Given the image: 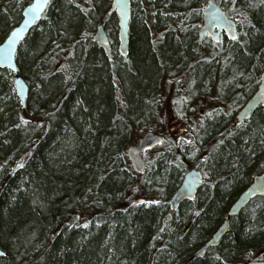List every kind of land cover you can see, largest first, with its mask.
I'll list each match as a JSON object with an SVG mask.
<instances>
[{"label": "trees", "instance_id": "trees-1", "mask_svg": "<svg viewBox=\"0 0 264 264\" xmlns=\"http://www.w3.org/2000/svg\"><path fill=\"white\" fill-rule=\"evenodd\" d=\"M32 1L0 0V45ZM217 1L229 2L233 16L246 22L244 31L238 24L241 37L227 50L219 80L205 85L231 102V111L211 112L189 141L166 135L149 151L154 156L143 174L134 170L127 148L139 127L161 122L160 70L149 25L135 17V74H129L124 65L112 66L93 41L101 24L112 35L118 31L113 0L51 2L17 53L18 75L29 86L26 110L14 74L0 69V249L6 254L0 264H264V196L232 218L216 247L194 258L264 171V109L242 124L235 120L264 71V0ZM131 2L135 12L145 11L142 0ZM206 2L159 0L151 6L165 15L190 14L188 39L198 46ZM177 49L169 37L162 51L170 59ZM200 59L196 49L192 63ZM196 67V77L213 79L207 65ZM195 168L205 176L195 200L173 211L169 199ZM138 199L146 202L132 205Z\"/></svg>", "mask_w": 264, "mask_h": 264}, {"label": "water", "instance_id": "water-1", "mask_svg": "<svg viewBox=\"0 0 264 264\" xmlns=\"http://www.w3.org/2000/svg\"><path fill=\"white\" fill-rule=\"evenodd\" d=\"M53 0H33L23 11V19L16 26L0 45V69H8L16 75L14 86L24 110L27 108V99L29 95V86L25 79L18 75L17 53L21 44L26 40L29 34L42 20L49 5ZM112 12L117 13L119 18V40L120 53L122 56L129 54V31L130 19L132 15L131 0H113ZM217 30V32H216ZM225 31L231 40H237L238 25L231 19L227 12L216 0H208L203 9V26L201 28V37L209 34L216 41L219 40L220 33ZM95 41L106 52L109 58H112V47L103 25H100L95 34ZM264 107V71L260 76V84L255 94L249 99L247 104L237 114V122L243 123L248 120L254 111ZM39 140L34 141L33 146L38 144ZM162 135L148 132L136 145L127 148L128 158L138 174H143L146 169L144 153L159 147L163 144ZM22 166V161L17 162L14 171ZM204 181V174L199 169H192L185 174L179 189L173 194L169 205L173 211H177L186 201L195 200L201 184ZM264 196V171L253 178L250 186L238 197L229 209V212L212 238L194 255V258L204 256L209 249L216 247L220 241L228 234L231 227L232 218L238 216L253 200ZM146 200H135L132 205L145 203ZM5 252L0 249V256H5Z\"/></svg>", "mask_w": 264, "mask_h": 264}, {"label": "flooded vegetation", "instance_id": "flooded-vegetation-1", "mask_svg": "<svg viewBox=\"0 0 264 264\" xmlns=\"http://www.w3.org/2000/svg\"><path fill=\"white\" fill-rule=\"evenodd\" d=\"M152 1L156 3L159 0H142V2H144V4L147 3L149 5H151ZM151 7H153V6H151ZM167 16H170L172 19H174V22H172V23H166V21L163 22L164 18ZM135 17L139 18V20L143 23V25H145V26H146V24L149 25L147 32L150 36L149 42H150L151 50H152L151 53L154 55V57L157 61V66L160 70V76L158 78L159 84H160V82H164V81H165V83L172 84L171 90H169V91L164 90V93H161L162 106H161V109L159 110V113L163 109L164 110L168 109L167 106L169 108L172 107V103L174 102V100L173 101L172 100L167 101V99L172 94H175V92L173 91L174 90L173 86L175 84L185 85L183 89L179 90V92L182 93L183 90L190 91L192 85L196 82L198 83V80H201L200 83H202V86H203L202 90H206L205 85L210 83L211 81H213L215 83L216 81L219 80V77H217V75L220 73L221 65L223 64V62L226 58V55L224 56V59L222 61H219V59H221L220 55L216 56L215 60L213 61L214 62V65H213L214 66V69H213L214 77H213V79L210 78V80L208 82H206L205 78L196 77V75H194L197 73V67L196 66L203 60L200 56V51L202 49L207 48L212 52V50H216L219 48V46H221L223 50L227 51V50H229V48H231V46H232L231 43L238 41V39L237 40H231L225 31H222L220 33L218 41H216L209 34H206L205 36H203V38L202 37L200 38L201 28L203 26V13H202V20H201L199 30L197 33V41L199 42L198 46H196L194 44V38H192L190 40L188 39V37L192 33V28H189V27H191V25H193V22L187 21V18L191 17L190 14L180 13V14L165 15L161 12H156L154 10H153V12L148 13V12L143 11V10H139V11L135 12V9H134V10H132V15H131V19H130V26L133 24V22H135L134 21ZM233 20L238 25L237 20L236 19H233ZM170 26H172V28ZM132 31L133 30L130 29V39H129L130 50H129V54L126 57H124L125 59L122 60L121 62L118 61L119 59L117 61L113 60V57H112V60H111L112 66L124 65L125 67H127L129 65V63L132 62V58H131V48H132L131 45H132V36H133ZM216 32H217V30H216ZM238 32H239V27H238ZM118 33H119V30H118ZM169 37L172 38L173 42L178 45L176 55L170 59L165 58L166 56L164 55V52L162 51L163 45L167 42V39ZM191 37H192V35H191ZM80 41H82V39H80ZM117 42H118V44H117ZM117 42L116 43L111 42V47H112V54H114L116 57L119 58V57H121V54L119 51V44H120L119 35L117 37ZM196 49H197V52H199V58H201V59L196 65H194L192 62L194 61V58H195ZM105 54H106V52H105ZM106 56H107V54H106ZM205 60H208V59H204V61ZM191 64H193V65L191 66ZM193 66L195 68V73H194ZM191 67L193 68V71L191 69H189ZM191 73H192V75H191ZM180 88L181 87H179V89ZM185 93H187V92H185ZM176 99H178V97ZM262 108L264 109V107H262ZM192 110L196 111V108H193ZM169 113L171 114L170 121L165 120L163 122V120H162L161 122H159V120H156L158 122L157 123L158 125H156V128L154 129V131L155 130H159V131L169 130L168 132L172 131V132L181 133V138H183L186 141H189L190 137L188 134L194 132V130H196L198 128L197 123L204 121V119H206V117L211 112L210 113L205 112L204 115L199 113L200 117H198L197 120L194 118V116H192V114H188V113L185 114L184 113L185 116H183L182 118H179L177 114H174V110L169 111ZM237 114L235 116L236 121H237ZM167 115H168V112L165 114V117ZM246 121H244V122H246ZM239 124H242V123H239ZM147 128L148 127H146L145 130ZM148 132H152V131L151 130L146 131V133H148ZM161 134L165 140L166 137L163 135V133H161Z\"/></svg>", "mask_w": 264, "mask_h": 264}, {"label": "rangeland", "instance_id": "rangeland-1", "mask_svg": "<svg viewBox=\"0 0 264 264\" xmlns=\"http://www.w3.org/2000/svg\"><path fill=\"white\" fill-rule=\"evenodd\" d=\"M219 3V2H218ZM226 5L222 6V8L227 12L228 16L232 19H236L238 24L240 23V25L242 26V29L243 31L246 29V22L245 20H242V17H234V13H236L234 11V9L232 7H230V4L229 2L225 3ZM206 5V4H205ZM145 7V11L148 12V13H151L153 12V8L151 7V5L149 4H145L144 5ZM205 7V6H204ZM203 7V8H204ZM237 14V13H236ZM241 37V34L239 32V38L238 40L240 39ZM230 43V42H229ZM228 43V44H229ZM226 50H223L221 46H219L218 49L216 50H212V52L207 49V48H204L200 51V56L201 58L203 59L200 63L202 65H207V67L210 69V71H213L214 69V66H213V62L216 58V56L220 55L221 56V59H219V61H222L224 59V56L226 55ZM235 55V54H234ZM165 58H168V57H165ZM204 59H208V60H205ZM127 72L130 74H135V66H134V62L132 60L131 63H129V65L127 66ZM196 75V74H195ZM219 76V75H218ZM217 82V81H216ZM196 86H194V89L196 91H198V88H199V91H202L203 89V86H202V83H194ZM185 85H181L180 89L178 88L177 84L174 85V92L175 94L178 96V99H172V101L174 100V102L172 103V107H168V109L166 110H161L160 112V115L159 117H161V121L163 120V122L165 120H169L171 119V114L169 113V111L171 110H174V114H177L179 118H182L183 116H185L186 113L188 114H192V116H194V118L197 120L198 117H200V114L201 113L202 115H204V113H210V112H213L219 108H223L226 110L227 109H230L231 111V108L232 106L230 105L231 102H227L226 104L222 101V100H225L224 98H220L219 99V96L216 95L214 92L215 90L213 91H209V90H206V91H203V93L201 94H193L192 91H186V90H183L182 93H177L179 90L183 89ZM191 87V86H190ZM172 89V84H168V83H165L164 82H160V85L157 86V91H159V93H164V90H171ZM187 92V93H185ZM173 95V94H172ZM171 95V96H172ZM171 98V97H169ZM193 108H196V111L192 110ZM186 111V112H185ZM168 112V115L165 117V114ZM185 113V114H184ZM158 122L154 121L150 126H148V128L145 130L146 127H139L137 131H135L134 135H133V138H132V142L129 144V146L131 145H136L138 144L139 140L146 134V131L148 130H151L152 132L156 133V134H159V135H162L161 133H163L164 136H169L168 134L170 135H173L171 136V138H175V139H178L179 137L181 138V133H177V132H168L169 130H162V131H159V130H155L154 129L156 128V125ZM154 156V153H146L144 154V159L145 161L147 162V160H150L152 159V157Z\"/></svg>", "mask_w": 264, "mask_h": 264}, {"label": "bare ground", "instance_id": "bare-ground-1", "mask_svg": "<svg viewBox=\"0 0 264 264\" xmlns=\"http://www.w3.org/2000/svg\"><path fill=\"white\" fill-rule=\"evenodd\" d=\"M101 25H103V24H101ZM100 26V25H99ZM98 26V27H99ZM104 26V25H103ZM105 28V27H104ZM98 29V28H97ZM97 29H96V31H94L93 32V41L96 43V45L99 47V49H101V50H103L101 47H100V45H99V43H97L96 41H95V34H96V32H97ZM130 29H132V25L130 26ZM118 30H119V27H118ZM105 31H106V33H107V36H108V38H109V41H110V43L112 42V43H116L117 42V37H118V35H119V33H118V31L117 30H114V31H112V33H113V35L112 34H110L109 33V31L108 30H106V28H105ZM115 34V35H114ZM129 36H130V31H129ZM200 38H201V36H200ZM117 44H118V42H117ZM119 46H120V44H119ZM119 51H120V47H119ZM121 54V53H120ZM114 56V54H112V57ZM124 57H126V56H122V54H121V57H119V62H121L122 61V59L124 60L125 58ZM108 58V60L111 62V60H112V58H109V57H107ZM16 61H17V57H16ZM15 78H16V75L14 74V81H15ZM210 80V77H206L205 78V81L206 82H208ZM194 85L195 84H193L192 85V87H191V91H192V93L193 94H198L197 92H199V89H198V91H196L195 89H194ZM16 94H17V92H16ZM18 96V95H17ZM247 104V103H246ZM245 104V105H246ZM232 105H233V108H237V106L235 105V103H232ZM245 105H243L240 109H238L237 110V113L239 112V111H241L242 109H243V107L245 106ZM258 109V108H257ZM256 109V110H257ZM255 112V111H254ZM184 177H185V175H184ZM184 179V178H183ZM183 181V180H182ZM182 184V183H181ZM171 198H172V196H171ZM171 198L169 199V202H170V200H171ZM170 206V205H169ZM171 208V207H170ZM207 243V242H206ZM205 243V244H206ZM204 244V245H205ZM203 245V246H204ZM203 246H201L200 248H198V250H196V252L195 253H197ZM195 255V254H194Z\"/></svg>", "mask_w": 264, "mask_h": 264}]
</instances>
